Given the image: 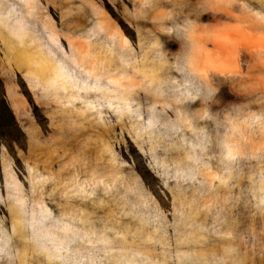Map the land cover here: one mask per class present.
Returning a JSON list of instances; mask_svg holds the SVG:
<instances>
[{"label":"rangeland","instance_id":"obj_1","mask_svg":"<svg viewBox=\"0 0 264 264\" xmlns=\"http://www.w3.org/2000/svg\"><path fill=\"white\" fill-rule=\"evenodd\" d=\"M0 137V264H260L264 0H0Z\"/></svg>","mask_w":264,"mask_h":264},{"label":"snow or ice","instance_id":"obj_2","mask_svg":"<svg viewBox=\"0 0 264 264\" xmlns=\"http://www.w3.org/2000/svg\"><path fill=\"white\" fill-rule=\"evenodd\" d=\"M161 39H164L163 37H161ZM175 44L172 43V44H168V47L170 48H175ZM191 99V98H189ZM197 103H199V100H197ZM193 107H195V105H192ZM0 143H3V138L0 137ZM5 147H8L10 148V144H5ZM228 159H235V157L231 156L230 152H229V155H228ZM260 264H264V259L261 260Z\"/></svg>","mask_w":264,"mask_h":264}]
</instances>
